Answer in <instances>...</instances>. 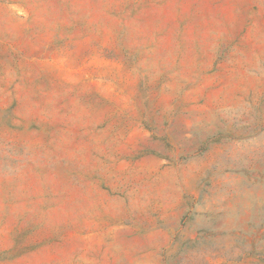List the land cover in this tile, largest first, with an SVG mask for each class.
<instances>
[{
    "label": "rangeland",
    "instance_id": "1",
    "mask_svg": "<svg viewBox=\"0 0 264 264\" xmlns=\"http://www.w3.org/2000/svg\"><path fill=\"white\" fill-rule=\"evenodd\" d=\"M0 264H264V0H0Z\"/></svg>",
    "mask_w": 264,
    "mask_h": 264
}]
</instances>
